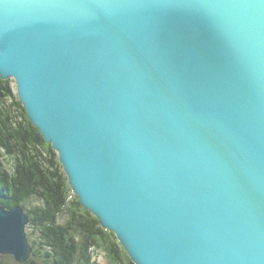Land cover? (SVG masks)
Masks as SVG:
<instances>
[{
  "label": "water",
  "instance_id": "1",
  "mask_svg": "<svg viewBox=\"0 0 264 264\" xmlns=\"http://www.w3.org/2000/svg\"><path fill=\"white\" fill-rule=\"evenodd\" d=\"M0 76L135 264H264V0H0Z\"/></svg>",
  "mask_w": 264,
  "mask_h": 264
},
{
  "label": "trees",
  "instance_id": "2",
  "mask_svg": "<svg viewBox=\"0 0 264 264\" xmlns=\"http://www.w3.org/2000/svg\"><path fill=\"white\" fill-rule=\"evenodd\" d=\"M0 205L20 206L30 220L33 254L18 264H99L92 254L99 249L109 264H135L72 192L57 151L28 118L15 80L1 76ZM0 264H6L1 257Z\"/></svg>",
  "mask_w": 264,
  "mask_h": 264
},
{
  "label": "rangeland",
  "instance_id": "3",
  "mask_svg": "<svg viewBox=\"0 0 264 264\" xmlns=\"http://www.w3.org/2000/svg\"><path fill=\"white\" fill-rule=\"evenodd\" d=\"M93 259L96 260L99 264H109L110 260L106 256L105 252L102 250H95L93 253ZM6 264H18L12 254H5L0 256Z\"/></svg>",
  "mask_w": 264,
  "mask_h": 264
}]
</instances>
